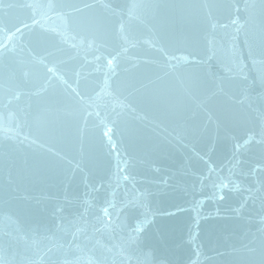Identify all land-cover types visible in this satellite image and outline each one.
Segmentation results:
<instances>
[{"label": "water", "instance_id": "water-1", "mask_svg": "<svg viewBox=\"0 0 264 264\" xmlns=\"http://www.w3.org/2000/svg\"><path fill=\"white\" fill-rule=\"evenodd\" d=\"M0 264H264V0H0Z\"/></svg>", "mask_w": 264, "mask_h": 264}]
</instances>
